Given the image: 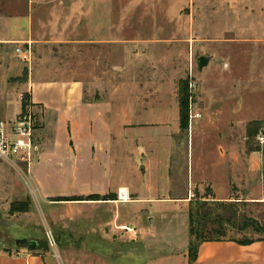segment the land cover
Returning a JSON list of instances; mask_svg holds the SVG:
<instances>
[{"label":"rangeland","instance_id":"374dc122","mask_svg":"<svg viewBox=\"0 0 264 264\" xmlns=\"http://www.w3.org/2000/svg\"><path fill=\"white\" fill-rule=\"evenodd\" d=\"M89 2L97 6L84 7ZM0 37L10 40L0 55V85H7L13 101L9 108L20 93L28 95L30 81H80L84 100L101 103L108 114L117 113L127 151L117 161L118 169L126 167L121 171L128 170L138 186L148 178L157 186L168 183L169 190L163 188L161 195H185V164L194 154L218 194L224 195V166L213 167L230 158L235 165L230 167L224 199L211 197V188L202 181L191 200H203L205 195L206 201H232L238 217L254 218L264 226V142L258 139L260 132L264 136V0H0ZM25 38L38 42H24ZM16 46L31 57L18 55ZM201 56L210 60L199 70ZM183 85L189 108L181 128L178 101ZM4 105L0 93V107ZM32 110L34 161L45 147L40 111ZM195 113L199 118H193ZM57 133L62 143L64 129ZM79 178L56 177L48 185L58 192L91 182ZM105 195L114 198L111 192ZM76 197L43 202L26 167L18 170L0 160V240L14 246V239L29 234L46 242L53 253L60 255L64 247L96 259L95 252L102 248L83 239L78 218L50 214L59 207L52 204L64 202L56 199ZM24 199L31 201L30 209L10 213V203ZM127 200L128 196L123 201ZM141 207L149 215L136 204L122 213L139 214L144 225L183 222L180 204ZM174 214L179 215L176 221ZM64 222L71 224L72 233L62 228ZM46 232L56 245H49ZM228 236L256 239L264 234L231 229Z\"/></svg>","mask_w":264,"mask_h":264},{"label":"crops","instance_id":"0c3cea01","mask_svg":"<svg viewBox=\"0 0 264 264\" xmlns=\"http://www.w3.org/2000/svg\"><path fill=\"white\" fill-rule=\"evenodd\" d=\"M84 4V7H91L90 4L93 3ZM92 6L96 7L97 2ZM23 40L38 42L31 38ZM9 41L0 37V55ZM17 47L19 46L15 48ZM22 50L29 54V58L31 57L28 50L23 48ZM26 88L31 107L40 111L39 117L43 121L40 136L45 148L31 163L28 171L29 180L35 187L38 198L45 202L49 198L58 196L102 197L111 192L115 199L67 200L52 204L59 207L52 209L51 215L61 214L68 220L78 218L83 223L84 228L80 231L81 236L84 235L83 239L89 242L93 240L96 248H102L101 253L98 250L95 252L98 254L96 259L87 253L77 255L73 249L64 247L61 248L62 253L59 255L48 247L30 250L26 247L10 246L0 240V264H264V240L240 244L230 239L201 242L196 259L192 263L188 262L187 246L190 238L187 216L193 190L196 186L200 188L205 183L212 190L211 197L218 195L220 200L224 199L230 185V167L232 164L235 165V163L231 164L230 158L224 161L218 160L213 167L215 168L216 164L220 169L222 165L224 166L222 168L225 171L227 188L224 195L218 194L211 176L205 175L201 163H198L201 161L196 159L194 154L189 163L185 164L186 194L161 195L163 188L169 190L168 183L157 186L154 181L147 178L141 186H138L128 170L121 171L126 170V167L122 166L121 170L118 169L117 161L127 151L123 149L124 130L117 127V113L112 111L108 114L103 111L101 103L84 100L82 82L66 79L30 81ZM8 89L2 82L0 93L6 105L0 107V119L13 118L21 110L19 99L21 93L14 101L13 107L9 108L8 104L13 101L7 94ZM198 124L201 125L200 122ZM61 127L65 133L62 143L55 135ZM137 153L142 156L141 151ZM55 168L56 171L53 170ZM196 169H198L197 173ZM56 177L63 178V181L87 177L91 182L80 189L72 187L70 190L62 189L54 192L50 190L48 182ZM121 188L126 190L128 202L121 201ZM203 196L205 199L206 196ZM227 199L231 200L229 194ZM161 203L182 205L183 222L166 225H154L151 222L144 225L139 214L130 217L122 213V209L126 206L136 204L140 210L147 211L145 214L147 216L149 210L141 205ZM178 217L177 214L174 220L176 221ZM153 219L154 216L148 218V221ZM62 228L72 233L71 224L64 222ZM24 236L35 237L29 234Z\"/></svg>","mask_w":264,"mask_h":264},{"label":"trees","instance_id":"16d2710c","mask_svg":"<svg viewBox=\"0 0 264 264\" xmlns=\"http://www.w3.org/2000/svg\"><path fill=\"white\" fill-rule=\"evenodd\" d=\"M21 110H24L27 104H29V96L27 94L22 95ZM188 92L186 85L180 86L179 95V120L181 128L186 126L187 112H188ZM248 133L251 132V128L248 127ZM111 195H105L102 197L98 196H87V197H76V198H62L56 200H108L115 199L110 198ZM232 201H206V200H190L188 205V235L189 243L187 246V258L188 262L192 263L198 253V246L203 241H215L222 239L234 240L240 244H248L255 240H264L263 238H235L228 236L231 229L237 231H251L256 234H264V226L254 218L238 217L237 211L233 208ZM31 201L24 199L21 201H12L10 203V213L27 212L30 209ZM34 239V238H32ZM15 240V239H14ZM37 240V239H36ZM14 242V241H13ZM15 245V244H14ZM16 246V245H15ZM18 247V246H16ZM47 249V248H39Z\"/></svg>","mask_w":264,"mask_h":264},{"label":"built area","instance_id":"2783aa9c","mask_svg":"<svg viewBox=\"0 0 264 264\" xmlns=\"http://www.w3.org/2000/svg\"><path fill=\"white\" fill-rule=\"evenodd\" d=\"M15 52L25 60L29 59V54L20 47L15 48ZM22 98L21 95L20 101ZM32 111L29 103L24 110H20L13 118L0 119V160L18 170L24 166L29 171L33 162L32 134L35 118ZM199 116L198 113H195L193 118H199ZM258 139L260 142H264L263 133L258 134ZM46 235L49 245H56L53 236L49 232H46Z\"/></svg>","mask_w":264,"mask_h":264},{"label":"water","instance_id":"95a60500","mask_svg":"<svg viewBox=\"0 0 264 264\" xmlns=\"http://www.w3.org/2000/svg\"><path fill=\"white\" fill-rule=\"evenodd\" d=\"M210 60V57L208 56H201L197 58V67L199 70L202 69V67L206 66L208 64ZM14 244L16 246H20V247H26L30 250H36L39 248H47L48 245L46 242H39L36 239H32V238H27V237H21V238H17L14 240Z\"/></svg>","mask_w":264,"mask_h":264},{"label":"bare ground","instance_id":"6f19581e","mask_svg":"<svg viewBox=\"0 0 264 264\" xmlns=\"http://www.w3.org/2000/svg\"><path fill=\"white\" fill-rule=\"evenodd\" d=\"M126 198H127V196H126V190L125 189H121L120 190V199H122V201H123V200H126Z\"/></svg>","mask_w":264,"mask_h":264}]
</instances>
